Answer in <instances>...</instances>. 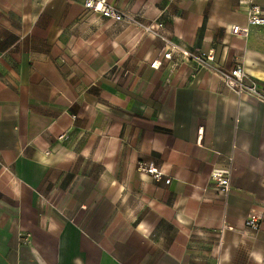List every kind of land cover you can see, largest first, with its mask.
<instances>
[{"label": "crops", "instance_id": "1", "mask_svg": "<svg viewBox=\"0 0 264 264\" xmlns=\"http://www.w3.org/2000/svg\"><path fill=\"white\" fill-rule=\"evenodd\" d=\"M83 1L0 0V264H264V101L144 29L264 97V0H109L136 26Z\"/></svg>", "mask_w": 264, "mask_h": 264}, {"label": "built area", "instance_id": "2", "mask_svg": "<svg viewBox=\"0 0 264 264\" xmlns=\"http://www.w3.org/2000/svg\"><path fill=\"white\" fill-rule=\"evenodd\" d=\"M83 7L86 10L97 13L103 18L110 19L115 23H125L134 26L139 25L133 17L117 6L111 4L109 0H84ZM246 18L247 26H264V9L256 4L250 3L246 9ZM144 29L157 36L163 42L162 57L164 60H171L172 55L177 53L181 58L185 60H193L199 67L211 71L237 96L255 98L264 101V97L258 91L257 83L246 74L244 67L241 64H237L228 70L215 68L211 65V62L214 60V54L212 51L191 54L175 46L167 37L158 34V27L149 26ZM231 33L236 36L245 37L247 36L248 28L234 26L231 28ZM158 66L159 64H157V62L151 64V67L153 68ZM229 163H231V161H229ZM137 169L140 172L148 174L156 181L164 178L163 172L153 162L139 163ZM230 176L231 166L228 164L224 169H213L209 177L211 181L215 183L216 189L219 192L227 194L230 190ZM169 181V179L164 180L165 184H168ZM260 220L261 214L250 212L243 221L242 227L256 233L259 230Z\"/></svg>", "mask_w": 264, "mask_h": 264}]
</instances>
